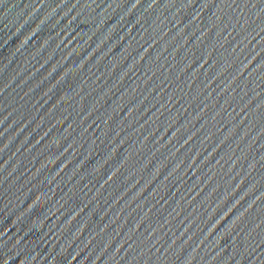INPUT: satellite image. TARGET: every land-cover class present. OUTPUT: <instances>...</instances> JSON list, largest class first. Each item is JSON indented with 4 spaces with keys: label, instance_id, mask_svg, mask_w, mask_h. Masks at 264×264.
Returning a JSON list of instances; mask_svg holds the SVG:
<instances>
[{
    "label": "water",
    "instance_id": "obj_1",
    "mask_svg": "<svg viewBox=\"0 0 264 264\" xmlns=\"http://www.w3.org/2000/svg\"><path fill=\"white\" fill-rule=\"evenodd\" d=\"M0 264H264V0H0Z\"/></svg>",
    "mask_w": 264,
    "mask_h": 264
}]
</instances>
